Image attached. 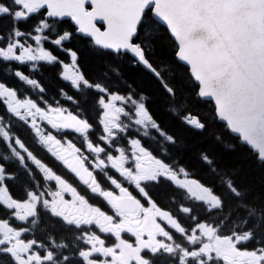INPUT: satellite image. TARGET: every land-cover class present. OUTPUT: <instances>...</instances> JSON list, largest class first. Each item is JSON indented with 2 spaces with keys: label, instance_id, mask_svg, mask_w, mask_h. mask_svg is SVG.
Instances as JSON below:
<instances>
[{
  "label": "snow or ice",
  "instance_id": "6c2138e0",
  "mask_svg": "<svg viewBox=\"0 0 264 264\" xmlns=\"http://www.w3.org/2000/svg\"><path fill=\"white\" fill-rule=\"evenodd\" d=\"M4 17L10 26L0 30V64L28 94L21 98L18 88L0 80V147L6 153H0V212L6 214L0 216V264H158L161 259L163 264H264V196L239 181V167L222 168L201 150L197 160L209 182L189 178L191 170L175 154L181 142L150 114L147 96L128 83L120 64L106 62L89 80L78 67L77 51L66 46L81 35L90 38V46L107 50L102 56H130L131 65L152 74L173 101L168 111L202 132L206 122L187 112L183 102L175 103V87L148 58L154 33L164 26L196 96L214 102L213 119L232 137L217 134L216 140L229 152L247 149L264 169V0H0V20ZM34 18L30 29L21 27ZM64 18H70V27H61L68 22ZM45 42L71 63L46 50ZM41 61L62 64L63 81L74 91L97 93L98 142L91 139L94 126L81 115L80 99L61 90L74 113L44 98L46 89L32 78ZM13 62L19 67L12 69ZM26 62H33L28 73L22 70ZM17 123L34 131L39 145L90 194L103 198L112 214L42 162L15 131ZM76 138H82L83 150ZM21 173L27 181L17 198L9 183ZM98 175L109 182L108 190ZM162 183L179 194L172 202L179 200L177 212L187 225L149 191ZM195 206L203 219L194 214ZM41 213L71 231V241L35 239ZM30 233L33 238L25 239ZM101 234L114 238L112 243Z\"/></svg>",
  "mask_w": 264,
  "mask_h": 264
},
{
  "label": "trees",
  "instance_id": "16d2710c",
  "mask_svg": "<svg viewBox=\"0 0 264 264\" xmlns=\"http://www.w3.org/2000/svg\"><path fill=\"white\" fill-rule=\"evenodd\" d=\"M65 21L68 22L63 23L61 27H70V21ZM154 35L156 36L154 47L149 48L148 58L150 62L154 66L162 69L166 77L172 82L177 93L175 103L183 102L186 105L187 112H190L192 115L206 122L207 127L204 131L200 132L193 130L168 111L173 101L161 90L160 85L152 74L143 69V67H133L131 65L130 56L120 58H116L113 55L102 56L99 53L101 51L107 52V50H100L97 47L90 46L88 43L89 39L81 38L79 35L71 43L66 44V46L77 51L78 67L81 69L82 74L86 75L89 80H93L99 75L106 62L120 64L128 83L137 91L147 96V107L150 110V114L154 116L163 128L176 136L181 142L180 149L175 154L180 158V163L186 165L187 168L191 170L192 176L198 180H203L206 184L209 182L206 171L197 160L201 150H206L209 155L219 161L222 168L239 167V181L243 184L250 185L253 189V195L264 196V169L257 166L255 158L248 153L247 149L229 152L216 140L215 137L217 134L223 135L225 140L232 139V137L224 130L222 122L213 119V105L211 101L196 96L193 91L194 82L190 79L187 67L175 58V44L170 38L166 28L160 26ZM45 48L57 55L61 61H70L65 53L59 51L56 47L51 45L50 42L45 43ZM166 66L168 67V74L163 69V67ZM60 68L61 64L59 63L54 66L46 64L44 69L39 71L38 75L35 76L41 75L39 79L40 82L50 92L57 94V86H61L68 95L80 99V107L84 110L81 114H86V118L93 121L97 111L94 103L97 93L95 91H89L85 95L81 92L74 91L70 87V83L67 82L66 84L58 77ZM121 91H124V89H121ZM85 100H87V103H84ZM64 101L67 105L74 106V104L69 103L66 98ZM183 114L184 113L181 115ZM234 142L233 140V143ZM154 186L156 190L154 197L157 200L159 198L164 204L165 202H172V197H178L179 195L167 183ZM178 203L179 200L177 199L175 205H178ZM200 216L203 218L202 214ZM253 246L254 244L252 243L247 245L248 248ZM158 264H163V260H159Z\"/></svg>",
  "mask_w": 264,
  "mask_h": 264
},
{
  "label": "flooded vegetation",
  "instance_id": "af4514ba",
  "mask_svg": "<svg viewBox=\"0 0 264 264\" xmlns=\"http://www.w3.org/2000/svg\"><path fill=\"white\" fill-rule=\"evenodd\" d=\"M32 23V20H29L27 23H24L23 25H27V26H23L22 28H24L25 30L30 29V25ZM10 26V22L9 19L7 17H4L3 20H0V30L6 29ZM33 44V43H32ZM36 45L33 44V47H35ZM27 66L23 67V71L28 73L29 69L31 68V62H26ZM40 66L43 68L45 62L41 61L40 62ZM37 64V62H36ZM39 65V64H37ZM19 67L18 64H16L15 62L12 63V69ZM42 70V69H41ZM59 77V75H58ZM0 80L6 81V83L10 86H14L16 88L19 89L20 87V95L21 98H23L24 96H26L28 93L26 91V87L25 86H21L19 85V82L17 81V79L12 75V70L8 69L7 70V74H4V65L0 64ZM23 87V88H22ZM51 92L46 91L44 94V98L45 99H49L50 101H54L52 99V97H54L53 95H51ZM33 99H35L36 97L33 95L32 97ZM66 107H68L71 111L73 110L71 107L64 105ZM4 112V109L2 106H0V114H2ZM39 123V121H38ZM44 127H47L46 125H43ZM15 131L19 133L20 137L24 140V142L27 144V146L34 152V154L37 155L38 158H40L42 160V162L46 163V165L51 166V168L53 169V171L59 175L62 176V178H65L68 182H70L73 186H76L78 188V190L82 193L85 194L87 198H89L90 202L93 205H98L100 206L103 210H105L106 212H109V214H112L110 211V208L106 206V202L103 201V198H98L96 195H92L90 194V190H88L86 188V186H83L78 178L75 177V175L73 173H71L69 170H67L61 162L55 161V158L51 157V155L49 153H47V150L42 146L39 145V141L38 139H34V131H31L30 129H28L27 127L23 126L20 123H17V126L15 128ZM69 137L71 138L73 136L72 133L68 134ZM91 139L94 142H98L97 140V135L94 132L90 133ZM61 138V137H58ZM78 146H80L82 148V150L84 149V145L82 143V138H76V141ZM37 146V147H35ZM0 153L6 154L4 153V149L2 147H0ZM87 154V153H86ZM90 155V154H89ZM15 168V164L14 162L11 161L10 158V170H13ZM112 171V170H109ZM113 175H115V173H112ZM38 175H42L40 173H38ZM98 180L99 182H101L102 187L105 188V190H108L109 188V182L103 177L98 175ZM27 181V176H25L23 173H21L18 177V179H16L15 181H11L9 183V187L11 188V194L14 195L15 197L19 198L23 195V186L25 184V182ZM52 185L54 187V182H52ZM149 191L151 192L152 196L154 197V193H156L155 190V186L149 188ZM118 193V190H117ZM66 199H71V197L69 195H65ZM155 198V197H154ZM155 200L159 203V205L164 209V210H170L173 213H176L177 215L180 216V213L177 212V210L174 208L173 204L171 201L169 202H161L158 198V200L155 198ZM6 215L3 212H0V216ZM183 223L185 225H187L189 223V221L186 219V217L184 216L183 218ZM35 236L34 238L40 241H44L45 243H47L49 237L51 236H55L58 242H64V241H71L73 233L69 230H66V227L64 225H62L58 220H54L49 218L46 214L41 213L40 216V223L36 226L35 228ZM102 238H106L107 242L109 244L112 243L113 239L112 237H104L103 234ZM125 238H130L128 236V234H124ZM33 238L32 234L30 233L29 235L25 236V239H30ZM6 264V261H5Z\"/></svg>",
  "mask_w": 264,
  "mask_h": 264
},
{
  "label": "water",
  "instance_id": "95a60500",
  "mask_svg": "<svg viewBox=\"0 0 264 264\" xmlns=\"http://www.w3.org/2000/svg\"><path fill=\"white\" fill-rule=\"evenodd\" d=\"M64 19H66V18H64ZM97 25L98 26H101V22H97ZM103 30V29H102ZM174 39V38H173ZM182 63V62H181ZM183 64V63H182ZM203 99H206V100H209L208 98H203ZM209 101H211V100H209ZM212 102V101H211ZM213 103V105H214V102H212Z\"/></svg>",
  "mask_w": 264,
  "mask_h": 264
},
{
  "label": "rangeland",
  "instance_id": "374dc122",
  "mask_svg": "<svg viewBox=\"0 0 264 264\" xmlns=\"http://www.w3.org/2000/svg\"><path fill=\"white\" fill-rule=\"evenodd\" d=\"M163 69L165 70V72L168 74V72H167V70H168V67L166 66V67H163ZM181 178H183V177H181Z\"/></svg>",
  "mask_w": 264,
  "mask_h": 264
}]
</instances>
